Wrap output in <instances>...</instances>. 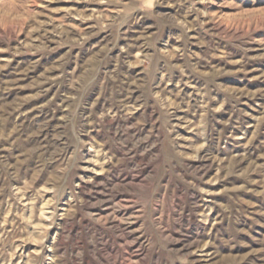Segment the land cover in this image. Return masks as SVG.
I'll return each instance as SVG.
<instances>
[{
    "label": "rangeland",
    "instance_id": "1",
    "mask_svg": "<svg viewBox=\"0 0 264 264\" xmlns=\"http://www.w3.org/2000/svg\"><path fill=\"white\" fill-rule=\"evenodd\" d=\"M0 264H264V0H0Z\"/></svg>",
    "mask_w": 264,
    "mask_h": 264
}]
</instances>
